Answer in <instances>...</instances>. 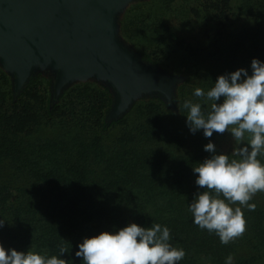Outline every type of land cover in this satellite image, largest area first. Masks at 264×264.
Returning a JSON list of instances; mask_svg holds the SVG:
<instances>
[{
  "label": "rangeland",
  "instance_id": "rangeland-1",
  "mask_svg": "<svg viewBox=\"0 0 264 264\" xmlns=\"http://www.w3.org/2000/svg\"><path fill=\"white\" fill-rule=\"evenodd\" d=\"M118 26L120 36L141 59L152 62L170 76L180 78L175 89L174 105H166L159 97L139 98L125 115L106 122V127L102 128L112 106V94L104 85L90 79L75 83H95L107 94H100L99 101L90 90L85 108L77 106L72 110V106L67 107L61 102L59 108L51 112L48 111L52 99L49 73L34 74L32 84L25 92L21 91L20 99L14 100L12 80L0 67V140L3 144L0 150L3 158L0 160V169L3 170L1 181L6 185L20 189L26 176H21V179L20 175L12 176L24 169L34 168V137L66 140L72 134L73 125L78 124L76 137L90 140L86 142V150L90 153H93L96 144L105 146L112 144V140L123 147L126 145L127 149H136L139 155L156 149V146L161 149L160 146L165 144L167 148L162 149L174 153L184 152V147L191 149L189 138L184 141L179 137L183 133H190L186 127L187 110L183 108V103L186 99L198 102L199 98L192 95L193 90L196 87L208 90L218 76L240 68L250 72L253 58L264 62V41H261L264 39V0H140L125 7ZM1 73L5 77H1ZM72 86L64 90L60 97ZM158 98L169 109L168 112H163V105ZM76 117H80L79 120ZM144 129L146 131L141 132ZM150 129L153 132L147 134ZM200 135H203V130L194 134L199 138ZM209 142L215 144L217 154L231 156L234 141L229 133H213L210 138L201 136L202 149ZM26 149L29 150L26 152ZM54 150L61 152L57 148ZM139 155L135 158L138 160L133 168L142 160ZM259 158L264 163V157ZM156 175L148 173L149 178H137L135 183L137 186L148 185ZM101 179L105 184L117 185V189L129 186L127 178L120 182H114L111 178ZM169 180L174 181L171 177ZM28 182L25 181L26 184ZM119 194L127 197L123 191H119ZM253 198L264 203V193L258 192ZM17 199L14 190L6 199L7 206L14 207L19 200L15 205L13 202ZM232 206L237 207L239 204L237 202ZM136 209L135 214L143 213L140 208ZM202 232L210 236L207 230L201 229ZM196 236L199 238V234ZM203 240L198 251L185 256L182 261L186 262L188 257L195 255L193 264H214ZM76 242L80 244L82 241Z\"/></svg>",
  "mask_w": 264,
  "mask_h": 264
},
{
  "label": "trees",
  "instance_id": "trees-1",
  "mask_svg": "<svg viewBox=\"0 0 264 264\" xmlns=\"http://www.w3.org/2000/svg\"><path fill=\"white\" fill-rule=\"evenodd\" d=\"M149 63L153 64L150 61ZM1 77L5 76L1 73ZM33 78L23 92L32 84ZM90 90L99 101L100 94H107L95 83L77 84L68 89L60 99L50 101L48 111L58 109L61 102L67 107L72 106V110L77 106L85 108ZM21 96L20 93L13 92L14 100L20 99ZM157 100L163 105L161 99ZM168 111L163 105V112ZM79 118L76 117V120ZM100 118L102 119V115ZM78 127L79 124L73 125L72 134L67 141L34 137V168L24 169L12 176L20 175V179L21 176H26L20 189L9 187L2 182L3 170L0 169V220L5 221L4 226L0 228V245L6 250H32L40 254L57 255L59 250L64 248L65 254L61 259L68 261V264H83V261L75 256L79 245L76 241H83L101 232L118 231L132 222L142 227L159 223L171 230V243L182 247L186 257L198 251L204 238V246L208 247L211 262L214 264H225L229 255L234 257V264H264V203L256 198L249 201L256 205L254 210L242 208L246 220L245 233L223 247L218 243V236L214 233H209L210 236L206 232L201 233V229L197 231L199 227L191 221L192 215L187 211V206L200 190L195 184L196 174L192 169L211 155L206 154L201 147L203 135L199 138L191 133H183L179 138L184 141L189 138L191 149L184 147L185 151L179 153L162 149L167 148L165 144L160 146L161 149L156 146V149L139 155L136 149H127L126 145L123 147L114 140L112 144L105 146L96 144L95 150L90 153L86 150V142L90 140L76 137ZM104 127L106 121L102 123V128ZM145 131L146 129L141 132ZM151 132L153 129L148 130L147 134ZM165 136L168 141V135ZM2 145L0 140V150ZM137 155L141 156L142 160L133 168L138 160L135 159ZM2 159L0 151V160ZM148 173H157L155 178L160 176L152 182L149 180L148 185L137 186V178H149ZM170 177L173 182L169 180ZM101 178H111L114 182L127 178L129 186L117 189V185L105 184ZM27 180L29 182L26 184ZM14 190L18 199L13 204L19 201L9 208L6 199ZM119 191H123L127 197L121 196ZM136 208H140L143 213L135 214ZM193 262L195 255L188 257L186 262L180 261L179 264Z\"/></svg>",
  "mask_w": 264,
  "mask_h": 264
},
{
  "label": "clouds",
  "instance_id": "clouds-1",
  "mask_svg": "<svg viewBox=\"0 0 264 264\" xmlns=\"http://www.w3.org/2000/svg\"><path fill=\"white\" fill-rule=\"evenodd\" d=\"M192 95L198 102L186 99L183 103L189 132L203 130L205 138L227 132L234 146L231 156L217 154L212 142L204 146L211 155L192 169L200 190L187 211L192 223L227 245L246 231L242 208L254 210L256 205L249 201L264 193V163L258 158L264 157V62L253 58L250 72L240 68L220 75L208 90L196 87ZM237 202L239 206L233 207ZM4 222L0 220V228ZM170 233L159 223L150 227L131 223L83 239L75 256L83 264H179L186 252L171 243ZM64 254V248L48 255L0 245V264H68L60 258ZM225 264H234V257H226Z\"/></svg>",
  "mask_w": 264,
  "mask_h": 264
},
{
  "label": "water",
  "instance_id": "water-1",
  "mask_svg": "<svg viewBox=\"0 0 264 264\" xmlns=\"http://www.w3.org/2000/svg\"><path fill=\"white\" fill-rule=\"evenodd\" d=\"M140 0H0V67L21 93L37 72L51 76V102L79 81L112 94L106 122L139 98L173 106L180 81L143 61L119 34L125 7Z\"/></svg>",
  "mask_w": 264,
  "mask_h": 264
}]
</instances>
